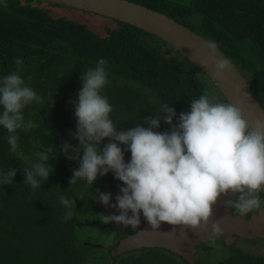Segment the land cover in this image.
<instances>
[{
	"label": "trees",
	"instance_id": "obj_1",
	"mask_svg": "<svg viewBox=\"0 0 264 264\" xmlns=\"http://www.w3.org/2000/svg\"><path fill=\"white\" fill-rule=\"evenodd\" d=\"M128 1L166 14L215 41L249 81L264 109V22L258 23L264 21V15L256 6L244 2L238 7L236 0ZM55 8L68 9L34 0H0V78L17 70L14 61L21 59L23 78L42 98L24 109L25 120L34 127L18 132L15 152L5 138L7 130L0 127V169L17 170L12 185L0 186V264H109L111 251L118 245L120 236L114 223L110 227L116 242L108 251L85 239L80 228L91 214H109L94 206L97 190L124 185L111 172L98 177L93 185L84 180L71 185L79 162L61 151L65 142L73 147L79 144L72 135L77 121L71 102L82 86L85 68L95 67L101 58L108 61L110 85L103 95L110 97L113 122L119 114L116 121L121 124H114L121 130L140 123L146 126V117L163 115L162 104L174 107L177 118L173 123L178 124L179 114L189 111L191 100L206 90L228 103L198 65L160 39L112 19L116 27L100 33L82 21L57 17ZM170 130L161 120L158 131ZM41 152L48 154L46 163L53 173L47 182L41 181L40 188L33 189L25 184L22 169L38 162ZM130 159L131 153L125 151V161ZM108 177H113L112 183L107 184ZM58 195L76 202L71 220L65 221L66 208ZM115 264L186 262L168 250L144 249L117 257ZM218 264L264 263L242 253Z\"/></svg>",
	"mask_w": 264,
	"mask_h": 264
},
{
	"label": "clouds",
	"instance_id": "obj_2",
	"mask_svg": "<svg viewBox=\"0 0 264 264\" xmlns=\"http://www.w3.org/2000/svg\"><path fill=\"white\" fill-rule=\"evenodd\" d=\"M218 47L215 41L206 42L210 55L204 66H214V76L224 80L232 70L231 62L220 58ZM14 62L17 70L0 78V127L8 132L5 138L12 152L18 148V132L34 127L25 120L24 109L42 99L23 78V61ZM107 64L101 58L95 67L83 71L82 86L71 102L77 121L72 135L79 144L73 147L65 142L61 146L68 159L79 162L71 185L78 180L93 185L98 177L110 172L124 185L116 204L110 203V194L97 190L101 202L120 213L100 214L97 217L102 223L122 224L134 232L139 229L138 234L149 233L140 230L143 213L152 231L167 223L174 226L173 231L179 229L182 233H207L211 226L212 233L219 234L223 230L214 216L221 201L240 216L264 208L260 196L264 192V114L250 122L237 104L222 102L206 90L191 100L189 111L179 114L178 124L173 123L177 118L174 107L162 104L163 115L146 117V126L140 123L121 130L110 118L113 107L103 95L110 83ZM161 120L171 126L170 131H158ZM105 140L110 142L104 144ZM125 151L131 153L128 162ZM37 156L38 162L22 169L25 184L33 189L40 188L41 181L47 182L53 173L46 163L48 154ZM16 175L15 168L0 169V186L12 185ZM58 200L66 208L65 221L71 220L76 202L64 195H58Z\"/></svg>",
	"mask_w": 264,
	"mask_h": 264
},
{
	"label": "water",
	"instance_id": "obj_3",
	"mask_svg": "<svg viewBox=\"0 0 264 264\" xmlns=\"http://www.w3.org/2000/svg\"><path fill=\"white\" fill-rule=\"evenodd\" d=\"M34 1L96 14L136 27L167 43L198 65L226 96L228 103L237 104L250 122L257 116L264 114V109L256 99L249 81L219 48L216 51L220 58L229 60L232 68L230 72L226 73L224 80H219L214 76V66H204V61L210 55L205 49L206 42L209 40L157 10L128 0ZM197 52L200 53L199 56L196 55ZM120 188L112 186L103 191V193L111 195V204L117 203L116 197L121 194ZM93 204L95 207L105 209L110 215L120 214L117 208L105 206L98 195L94 198ZM141 221H144L145 224L140 230L151 232L138 234V231L131 236L120 239L117 247L111 252L109 264H115L117 257L128 252L141 251L147 248L165 249L182 257L185 261L195 264L197 262L198 247L201 244L232 246L236 242V235L245 236L243 233L245 231L243 217L234 215L231 209L225 207L223 201L216 206L214 216V221H219L223 230L219 234H213L211 226H209L207 233H193L191 230L182 233L179 229L173 231L174 226L167 223L162 224L160 230L152 231L143 217V213H141ZM115 227L119 234H123L126 228L124 225L116 223Z\"/></svg>",
	"mask_w": 264,
	"mask_h": 264
},
{
	"label": "flooded vegetation",
	"instance_id": "obj_4",
	"mask_svg": "<svg viewBox=\"0 0 264 264\" xmlns=\"http://www.w3.org/2000/svg\"><path fill=\"white\" fill-rule=\"evenodd\" d=\"M175 1H177V0H174V2ZM185 1L186 0H183V2H185ZM236 1H237L238 7L242 6L244 2H249V3H247L248 5L256 6L259 10V13L264 15V0H236ZM261 22H264V21L259 20L258 23H261ZM262 26H264V23L262 24ZM260 196H261L262 202H264V192H261ZM231 210H232L234 215L238 216V214H236L233 209H231ZM242 217L245 221L244 222L245 231L243 232L245 236L236 235L235 244L232 246H222V247L228 249L227 252L225 254L219 255L216 259H214L211 263H208V264L223 263L224 261H227V260L235 257L236 255H239L242 253H243V255H246V256H249V255L254 256V257L258 258L259 262L264 263V208H262L261 210L255 211L253 213H249L248 215H245ZM144 224H145L144 221H141L140 229L144 226ZM114 226H115V223H114ZM138 231H139V229H137L134 232V230L131 227H126L123 234H119V232H118V235L120 236V239H124L128 236H131V235L137 233ZM212 247H213V244H210V243L201 244L198 247V252L196 255L197 262L195 264H202L201 260L203 262L205 261L202 259V257H206V263L205 264H207V262H208L207 259L209 258L211 251H213ZM147 249L157 250L159 248H147ZM163 250H165V249H163ZM134 252L136 253L137 251H134ZM129 253H133V252H128L127 254H129ZM124 255H126V254H124ZM180 258L184 262H186V264H191V263L185 261L182 257H180Z\"/></svg>",
	"mask_w": 264,
	"mask_h": 264
},
{
	"label": "rangeland",
	"instance_id": "obj_5",
	"mask_svg": "<svg viewBox=\"0 0 264 264\" xmlns=\"http://www.w3.org/2000/svg\"><path fill=\"white\" fill-rule=\"evenodd\" d=\"M183 2V1H182ZM182 4H186L183 2ZM54 14L57 17H67L70 19L82 21L87 23L92 29L96 31H100L103 33L105 30L104 28H113L116 27L114 22H111L110 19L101 17L99 15H90L86 14L83 11H79L76 9H65V8H55ZM110 85V83L106 86V88ZM109 97V96H106ZM110 98V97H109ZM73 105V104H72ZM119 114L115 115V124H121L120 122L117 123L116 118ZM113 177H108L106 181L107 184L112 183ZM101 213L91 214L89 217L86 218L84 223L81 224V233L85 236V239L89 240V242L97 245L100 244L105 247L104 250L108 251L115 241V235L113 234L114 230L110 227V224H104L99 220V216ZM104 214V213H103ZM211 254L207 259L208 263H211L214 259H216L219 255L225 254L228 249L222 247V245L213 244ZM204 262L201 260L202 264L206 263V257H202Z\"/></svg>",
	"mask_w": 264,
	"mask_h": 264
}]
</instances>
